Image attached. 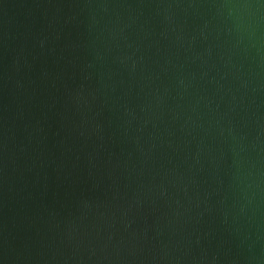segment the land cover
Instances as JSON below:
<instances>
[{
    "label": "water",
    "instance_id": "1",
    "mask_svg": "<svg viewBox=\"0 0 264 264\" xmlns=\"http://www.w3.org/2000/svg\"><path fill=\"white\" fill-rule=\"evenodd\" d=\"M0 264H264V0H0Z\"/></svg>",
    "mask_w": 264,
    "mask_h": 264
}]
</instances>
